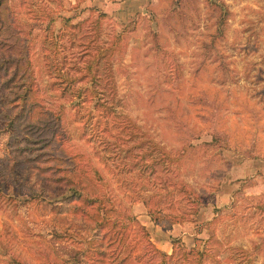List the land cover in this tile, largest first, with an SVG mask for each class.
<instances>
[{"label":"rangeland","instance_id":"rangeland-1","mask_svg":"<svg viewBox=\"0 0 264 264\" xmlns=\"http://www.w3.org/2000/svg\"><path fill=\"white\" fill-rule=\"evenodd\" d=\"M0 264H264V0H0Z\"/></svg>","mask_w":264,"mask_h":264},{"label":"trees","instance_id":"trees-1","mask_svg":"<svg viewBox=\"0 0 264 264\" xmlns=\"http://www.w3.org/2000/svg\"><path fill=\"white\" fill-rule=\"evenodd\" d=\"M21 96L24 97L25 96V92Z\"/></svg>","mask_w":264,"mask_h":264}]
</instances>
